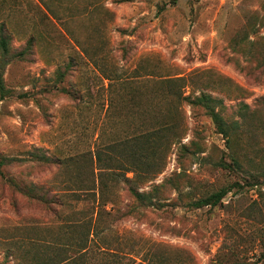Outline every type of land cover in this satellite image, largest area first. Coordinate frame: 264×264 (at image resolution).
<instances>
[{"label": "rangeland", "instance_id": "1", "mask_svg": "<svg viewBox=\"0 0 264 264\" xmlns=\"http://www.w3.org/2000/svg\"><path fill=\"white\" fill-rule=\"evenodd\" d=\"M1 26L26 54L0 89V264H264V0H0ZM178 78L230 141L170 108ZM157 119L187 149L149 182Z\"/></svg>", "mask_w": 264, "mask_h": 264}, {"label": "trees", "instance_id": "2", "mask_svg": "<svg viewBox=\"0 0 264 264\" xmlns=\"http://www.w3.org/2000/svg\"><path fill=\"white\" fill-rule=\"evenodd\" d=\"M25 52H20L19 54H12V48L10 46V41L7 37L4 27H0V89H4V81L3 76L5 72V68L7 66L6 59L7 57H13L19 59L24 58ZM168 87V93L166 100L168 101L170 108H173L177 113L182 110L185 105H189L193 110L202 109L205 113L211 118L213 123L218 129L219 134L223 135L228 141H230L232 126L229 124L228 120L223 116L222 111L225 109L223 101L215 98L212 95L201 93L200 95H185L183 92L184 88L187 86L186 80L184 78H178L175 80H166ZM162 119H157L158 123H155L154 129L149 134V139L153 142V147H145L142 143H139L141 148L149 149L151 152L142 151L143 154L148 156L153 160L154 170L151 172L149 176L145 178L146 181L153 182L157 179V177L162 173V167L165 165L164 157L167 150H170V145L172 141L177 140V144H179L182 150H186L187 146L181 143V138L179 132L176 130V124H171L169 122L164 121ZM238 125V124H237ZM235 130V128H234ZM229 143V142H228ZM229 145V144H228ZM164 151H163V149ZM145 152V153H144ZM95 160L99 162V156L94 157ZM44 161H48V158H45ZM2 164H0V168ZM126 181H129V178H125ZM76 192L85 197L86 199H90V195H96L95 188H90V186H77ZM228 189H222L219 192L213 193L210 196L194 202L192 205L195 209H202L206 207H217L219 204L223 202V200L227 197L229 192ZM136 200L140 203H144L146 195L140 193L138 191L132 192ZM100 194V190H99ZM92 198V197H91ZM74 248L75 254L78 257H82L81 252L86 249L85 239L78 241V244H75ZM143 264V263H141Z\"/></svg>", "mask_w": 264, "mask_h": 264}]
</instances>
